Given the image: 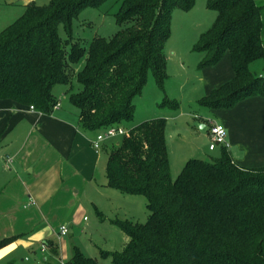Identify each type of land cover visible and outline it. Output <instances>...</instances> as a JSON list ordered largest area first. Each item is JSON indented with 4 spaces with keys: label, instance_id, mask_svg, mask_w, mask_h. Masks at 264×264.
<instances>
[{
    "label": "trees",
    "instance_id": "obj_1",
    "mask_svg": "<svg viewBox=\"0 0 264 264\" xmlns=\"http://www.w3.org/2000/svg\"><path fill=\"white\" fill-rule=\"evenodd\" d=\"M105 1L26 5L0 32V100L51 115L61 101L55 89L64 86L83 130L98 134L132 123L134 100L149 75L164 90L173 10L190 11L195 0H123L115 14L121 29L112 38L73 41L72 20ZM207 7L217 17L193 50L205 54L200 68L217 65L229 52L234 78L200 104L231 109L248 97H264V78L251 70L264 61V4L208 0ZM60 24L67 39L59 35ZM166 129L165 119L144 121L126 129L108 152V186L143 196L149 217L145 224L113 220L127 241L120 252H101L102 258L112 264H264V168H240L222 147L221 158L190 159L173 179ZM15 239L0 241V249ZM47 245L58 255L52 242ZM66 264L100 263L73 248Z\"/></svg>",
    "mask_w": 264,
    "mask_h": 264
},
{
    "label": "crops",
    "instance_id": "obj_2",
    "mask_svg": "<svg viewBox=\"0 0 264 264\" xmlns=\"http://www.w3.org/2000/svg\"><path fill=\"white\" fill-rule=\"evenodd\" d=\"M202 55L192 59L190 70L178 57L186 79L184 90L192 104L204 109L193 115L194 123L207 125L204 132L209 146L208 124L222 125L227 131L226 151L232 162L243 169L264 168V97H248L231 109L201 105L200 100L234 78L229 52L217 65L205 68H200L205 58ZM64 103L61 100L51 115H45L0 100V241L16 237L0 249V264L28 262L30 255L43 258L37 264H52L49 259L60 258V244L52 237L65 227L64 222H70L81 195L95 179L97 164L92 163L91 156L95 159L102 151H95L91 145L97 133L83 130L77 111L66 109ZM193 129L201 133L195 126ZM209 146L214 160L221 158L223 148L210 151ZM196 154L195 158H202ZM98 215L104 219L99 211ZM108 220L113 225L115 219ZM48 242L57 247L58 255L53 254Z\"/></svg>",
    "mask_w": 264,
    "mask_h": 264
},
{
    "label": "rangeland",
    "instance_id": "obj_3",
    "mask_svg": "<svg viewBox=\"0 0 264 264\" xmlns=\"http://www.w3.org/2000/svg\"><path fill=\"white\" fill-rule=\"evenodd\" d=\"M30 1L38 6H47L52 0H0V32L14 24L25 13V6ZM254 1L260 6L264 4V0ZM122 2L123 0H106L99 8L83 9L72 20L73 41L85 44L98 37L112 38L121 29L116 23L115 14L120 10ZM207 2L208 0H195V5L190 11H183L179 8L173 10L170 38L164 47L169 65L166 73L168 81L165 82L162 91L154 82L152 75H149L141 95L134 100L136 110L133 122L123 126L129 130L147 120L165 119L167 121L166 142L173 179L178 177L188 160L196 157V153L201 155L202 160L214 161L216 158L213 156L214 153L208 151L209 142L206 132L200 133L193 129L195 124L193 115L196 111L204 109L191 103V96L184 90L183 84L186 81L184 72L181 74V65L178 63L179 57L183 59L180 61L185 63L190 70L192 59L203 56L201 53L194 52L193 48L199 43L202 35L211 28L217 17L216 12L208 9ZM58 31L62 39H67L63 24L59 25ZM260 64L261 67H259ZM251 70L264 76V61L254 63ZM188 73L190 74V71ZM55 91L59 99L65 102L66 109L77 110L69 102L68 96H63L64 86H58ZM166 101L171 102L170 105L177 104V109H173L170 105L162 106ZM69 114L73 115V113ZM96 135H93L92 140ZM120 139L121 137H117L107 141L105 143L107 148L102 149L99 156H95V159L91 156L92 163L97 164L95 179L86 189L85 194L81 195L80 205L72 212L70 222L63 223L68 232L72 229V233L61 236L60 233L55 232L53 235V240L60 244L61 249L60 258L55 260L47 257L50 263L62 264L63 262L66 264L72 256L73 248H78L83 255L97 258L100 264H112L111 258L101 257V251L120 252L125 246V239L121 230L111 225L108 219L118 218V220H128L134 224L147 222L149 212L143 196L129 195L108 186L106 178L108 152ZM95 206L104 219L98 215ZM27 257L30 261H25L24 256L25 262L17 264H37L43 259L31 255Z\"/></svg>",
    "mask_w": 264,
    "mask_h": 264
},
{
    "label": "built area",
    "instance_id": "obj_4",
    "mask_svg": "<svg viewBox=\"0 0 264 264\" xmlns=\"http://www.w3.org/2000/svg\"><path fill=\"white\" fill-rule=\"evenodd\" d=\"M263 77V76H260ZM59 107V105L57 106ZM56 107V108H57ZM31 111H34V107L30 108ZM208 132H209V138H210V146L209 150L214 151L218 147H227V131L226 129L218 124L211 122L208 124ZM127 134V130L123 127H112L107 130H104L103 132H100L96 135L95 139L91 142V145L95 151H100L103 147V145L112 139H115L117 137H123ZM68 229L66 227L60 228V235L66 236L68 234ZM62 264H65L62 262Z\"/></svg>",
    "mask_w": 264,
    "mask_h": 264
},
{
    "label": "water",
    "instance_id": "obj_5",
    "mask_svg": "<svg viewBox=\"0 0 264 264\" xmlns=\"http://www.w3.org/2000/svg\"><path fill=\"white\" fill-rule=\"evenodd\" d=\"M194 126L198 128L201 132H204L207 130V125H204L201 123H195Z\"/></svg>",
    "mask_w": 264,
    "mask_h": 264
}]
</instances>
